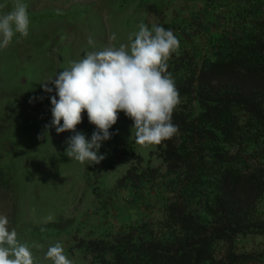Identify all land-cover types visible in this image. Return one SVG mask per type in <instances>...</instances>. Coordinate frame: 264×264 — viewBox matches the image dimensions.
<instances>
[{
    "label": "trees",
    "instance_id": "16d2710c",
    "mask_svg": "<svg viewBox=\"0 0 264 264\" xmlns=\"http://www.w3.org/2000/svg\"><path fill=\"white\" fill-rule=\"evenodd\" d=\"M146 23L180 41L179 132L156 144L165 170L134 155L78 245L99 264H264V0H152ZM4 153L0 193L15 176Z\"/></svg>",
    "mask_w": 264,
    "mask_h": 264
},
{
    "label": "rangeland",
    "instance_id": "374dc122",
    "mask_svg": "<svg viewBox=\"0 0 264 264\" xmlns=\"http://www.w3.org/2000/svg\"><path fill=\"white\" fill-rule=\"evenodd\" d=\"M151 1L24 0L31 19L29 35L17 34L7 48L0 49V148L5 149L3 159L14 164L15 173L0 193V217L6 218L8 231L16 233L17 245L30 249L34 264H51L45 253L56 243L73 264H99L78 245L81 239L98 236L92 231L100 224L94 209L101 204L98 201L105 200L107 190L137 164L136 154L144 159L142 167L151 164L165 170L155 154L156 144L136 143L131 135L133 122L123 112L110 129L114 135L101 147L105 159L99 164L88 166L64 154L71 131L57 134L53 128L48 139H38L51 120L50 96L54 95L45 93L41 83L87 51L129 43V35L146 23V6ZM15 3L0 0V14ZM113 34L115 40H111ZM89 35L94 38L92 45ZM82 116L76 130L90 138L95 125L89 123L86 112ZM126 194L123 190L114 197L119 200L114 208H121ZM107 214L112 218L111 212ZM50 223L55 226L46 227ZM52 230L60 234H50ZM18 250L13 246L9 258H15Z\"/></svg>",
    "mask_w": 264,
    "mask_h": 264
},
{
    "label": "clouds",
    "instance_id": "9594fccd",
    "mask_svg": "<svg viewBox=\"0 0 264 264\" xmlns=\"http://www.w3.org/2000/svg\"><path fill=\"white\" fill-rule=\"evenodd\" d=\"M30 25L28 5L16 0L10 11L0 14V49L7 48L17 34L27 37ZM115 39L113 34L111 40ZM128 41L119 47L87 51L41 83L45 93L54 95L50 96L51 120L38 139H48L53 128L57 134L71 131L64 154L89 166L105 159L101 147L114 135L110 129L120 112L132 120L131 135L138 144H159L179 132L173 113L181 96L168 72V61L180 47L178 37L163 24L149 27L141 22ZM88 43L94 44L91 35ZM84 112L89 123L95 125L90 138L76 130ZM6 224V218L0 217V264H34L30 249L17 245L16 233L9 232ZM13 246L19 250L15 258H9ZM45 258L51 264H73L60 243L50 246Z\"/></svg>",
    "mask_w": 264,
    "mask_h": 264
}]
</instances>
